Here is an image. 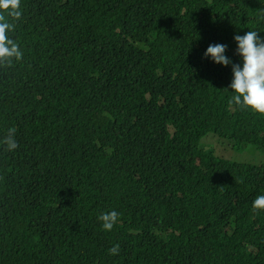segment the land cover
Instances as JSON below:
<instances>
[{"label": "trees", "instance_id": "trees-1", "mask_svg": "<svg viewBox=\"0 0 264 264\" xmlns=\"http://www.w3.org/2000/svg\"><path fill=\"white\" fill-rule=\"evenodd\" d=\"M20 10L23 59L0 68V264H264V115L229 105L232 65L204 57L225 44L242 66L234 36L264 38V0Z\"/></svg>", "mask_w": 264, "mask_h": 264}, {"label": "clouds", "instance_id": "clouds-1", "mask_svg": "<svg viewBox=\"0 0 264 264\" xmlns=\"http://www.w3.org/2000/svg\"><path fill=\"white\" fill-rule=\"evenodd\" d=\"M21 0H0V68L13 66V61H21L23 52L16 40L10 38L8 33L15 31V23L9 22L7 17L18 21L22 12L20 10ZM264 19V15L261 16ZM234 40L238 47L236 54L242 58L243 64L233 63L225 52L227 45H210L204 57L211 59L224 66L232 65L233 79L229 85L234 95L229 100V105L235 104L241 109H250L253 113L264 115V38H261L258 31H248L244 35H235ZM15 128H10L4 137L3 144L6 151L13 152L19 144L15 139ZM264 210V195H258L252 202V211ZM119 213L116 211L104 212L98 216L102 222L104 231H111ZM120 245L116 244L108 251L111 255L119 253Z\"/></svg>", "mask_w": 264, "mask_h": 264}, {"label": "rangeland", "instance_id": "rangeland-1", "mask_svg": "<svg viewBox=\"0 0 264 264\" xmlns=\"http://www.w3.org/2000/svg\"><path fill=\"white\" fill-rule=\"evenodd\" d=\"M210 140H207V142H209Z\"/></svg>", "mask_w": 264, "mask_h": 264}]
</instances>
